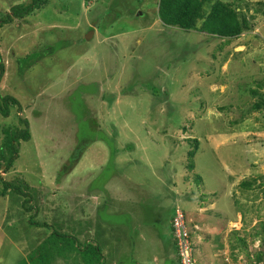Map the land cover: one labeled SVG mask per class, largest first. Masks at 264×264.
<instances>
[{
  "label": "rangeland",
  "instance_id": "obj_1",
  "mask_svg": "<svg viewBox=\"0 0 264 264\" xmlns=\"http://www.w3.org/2000/svg\"><path fill=\"white\" fill-rule=\"evenodd\" d=\"M223 1L253 26L230 41L165 26L159 0H48L0 27V100L21 106L0 111V189L26 183L36 212L0 195V264L53 229L104 264H179L175 208L199 264H264V0ZM31 2L0 0V21ZM25 120L7 167L6 130Z\"/></svg>",
  "mask_w": 264,
  "mask_h": 264
},
{
  "label": "trees",
  "instance_id": "obj_2",
  "mask_svg": "<svg viewBox=\"0 0 264 264\" xmlns=\"http://www.w3.org/2000/svg\"><path fill=\"white\" fill-rule=\"evenodd\" d=\"M47 1L48 0H32L31 4L27 6L17 5L12 7V12L8 13L5 17H1L0 27L10 23L13 20V17L22 18L31 14L36 8L44 6ZM208 4L211 5L210 11L209 13H206V7ZM261 4L264 5V2ZM260 11L264 13V9ZM158 16L165 26L178 27L185 31L196 30L198 32L225 38L227 41L239 37L242 33L253 27L249 24V20L238 12V8L235 4L223 0H159ZM38 57L39 55L36 56V58ZM24 59L26 62L23 65V70L29 66L31 61L29 58ZM4 74L5 64L0 50V82L2 81ZM13 104H17L19 105V109L21 108L19 101L12 96H5L3 101L0 102V111L5 117L9 115V107ZM254 108L257 110H263L264 99L257 101ZM24 122L27 125L25 129L6 130V137L1 149V156H3V159L7 160V167H11L19 156L17 146L20 140L28 141L31 139L28 127L29 122L27 120ZM195 143L196 145L194 146V149L189 151V157L191 160H193L198 149L197 141H195ZM193 166V164L189 165L190 168H193ZM2 183L0 189L1 196H7L10 192H15L24 198L22 203L24 209L27 212H33L34 206L29 205L32 198L26 190L28 187L26 183H19L17 185L14 182H9L3 179ZM241 185L245 189H251L254 186L253 182L248 180L243 181ZM35 213L36 212H33L32 219ZM175 214L176 208L174 209L172 218H174ZM32 219L31 223L33 225L48 227L43 224L35 223ZM70 255L73 258H77L74 259V264H104L106 263V260H108L106 259L103 248L100 245H95L92 242H81L76 237L67 233H60L56 229H53L50 236L43 239L42 244H39V246L37 245V248L30 252L29 256L23 258L18 264H54V261H57V256H61L68 260L70 259ZM257 257L260 260L262 258L260 254Z\"/></svg>",
  "mask_w": 264,
  "mask_h": 264
},
{
  "label": "built area",
  "instance_id": "obj_3",
  "mask_svg": "<svg viewBox=\"0 0 264 264\" xmlns=\"http://www.w3.org/2000/svg\"><path fill=\"white\" fill-rule=\"evenodd\" d=\"M175 242L178 243V258L180 264H199L194 256V248L191 243L189 228L185 221V216L181 210H176L172 222Z\"/></svg>",
  "mask_w": 264,
  "mask_h": 264
}]
</instances>
